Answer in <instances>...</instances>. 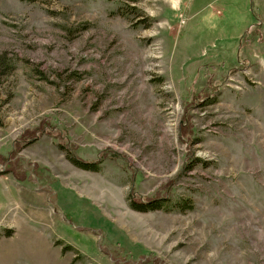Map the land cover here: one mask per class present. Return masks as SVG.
<instances>
[{
    "label": "rangeland",
    "instance_id": "rangeland-1",
    "mask_svg": "<svg viewBox=\"0 0 264 264\" xmlns=\"http://www.w3.org/2000/svg\"><path fill=\"white\" fill-rule=\"evenodd\" d=\"M158 1L0 0V264H264V0Z\"/></svg>",
    "mask_w": 264,
    "mask_h": 264
},
{
    "label": "trees",
    "instance_id": "trees-1",
    "mask_svg": "<svg viewBox=\"0 0 264 264\" xmlns=\"http://www.w3.org/2000/svg\"><path fill=\"white\" fill-rule=\"evenodd\" d=\"M22 1L28 2V3H36V2H47V1H52V0H22ZM244 42H246V40ZM203 99H205V98H203ZM45 121H47V122L43 125L42 129L36 130L37 137L39 138L42 134L50 135L54 139L59 140L58 146L62 150L66 151L70 155H74V151H75L76 147H74V145L71 144L66 139L65 133H62V132L56 133L54 128L53 129L50 128V125L48 124V120H45ZM47 128H48V130H47ZM36 133L34 131L33 132H26L24 134V138L29 140L28 143H33L34 141H36L38 139V138L37 139L34 138V134H36ZM23 142H25V141H23V140L18 141L14 145V150H12L7 157L0 156V163L5 165L4 172L12 173L16 180H18L20 182H24V181H28V180L34 181L33 177L38 176L40 168L37 165L29 164L25 158L20 157L18 155L19 149H17V147H18V145H20ZM26 145H28V144H26ZM106 157H108V155L106 156V154H101L96 162H85V161L80 160L78 157H75L74 163H75V165H77L79 168H81L83 170L99 172L102 168V165H103ZM29 171H30V175L28 174ZM49 191H51V190H49ZM130 201H131V205H130L131 208L135 211L142 212V213L157 211V210H160L162 208L164 209V208L170 207L172 205V201H171L170 197H165L162 199L145 200V199H141V198L137 197L135 194H133V191H132ZM177 207L179 209L178 211H181L184 209L185 210L189 209L190 206H189V204H186V203L185 204L179 203ZM84 230L97 232L100 235H102V233H103L101 230H90V229H84ZM104 251L106 253H109V255L111 256L113 261H115L118 264H124V262L126 264H129L128 262H132V261H125L123 259L117 258L113 252L111 253L107 250H104ZM138 264H167V263L162 261L160 258H156L154 256H149V257H146L145 261H141Z\"/></svg>",
    "mask_w": 264,
    "mask_h": 264
},
{
    "label": "bare ground",
    "instance_id": "bare-ground-1",
    "mask_svg": "<svg viewBox=\"0 0 264 264\" xmlns=\"http://www.w3.org/2000/svg\"><path fill=\"white\" fill-rule=\"evenodd\" d=\"M179 1L180 0H159L158 3H162V4L167 5V6L172 5V6H175L176 7V5L179 4Z\"/></svg>",
    "mask_w": 264,
    "mask_h": 264
}]
</instances>
